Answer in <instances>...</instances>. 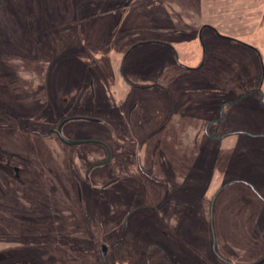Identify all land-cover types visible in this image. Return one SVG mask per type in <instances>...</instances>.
Listing matches in <instances>:
<instances>
[{
    "label": "rangeland",
    "instance_id": "1",
    "mask_svg": "<svg viewBox=\"0 0 264 264\" xmlns=\"http://www.w3.org/2000/svg\"><path fill=\"white\" fill-rule=\"evenodd\" d=\"M263 18L264 0H0V264H210L199 245L211 236L218 264H264ZM117 74L137 93L131 115L130 103L118 109ZM165 86L181 111L218 119L195 142L203 164L179 174L183 163L171 160L181 188L160 178L163 154L176 151L161 131L141 144L140 169L128 174L122 161L130 136L120 131L134 132L136 120L151 126L147 93L158 109ZM69 116L103 122L65 123L83 144L46 135ZM92 140L111 151L90 172L94 186L126 177L92 192L82 186L79 198L75 184L107 154ZM5 159L23 166L20 180ZM169 197L186 208L188 227L163 222L158 207Z\"/></svg>",
    "mask_w": 264,
    "mask_h": 264
},
{
    "label": "flooded vegetation",
    "instance_id": "2",
    "mask_svg": "<svg viewBox=\"0 0 264 264\" xmlns=\"http://www.w3.org/2000/svg\"><path fill=\"white\" fill-rule=\"evenodd\" d=\"M197 27L198 28L199 27L201 28L203 26H197ZM174 29L172 27H164L160 31H164V32H166L167 30L174 31ZM175 30H177V29H175ZM142 42H144V41H140L139 43H142ZM147 42L159 43V44H161L163 46H166V47H169L170 46V45L167 44L166 41H154V40H152V41H147ZM129 49H131V48H128V50ZM122 62H123V59H122L121 63ZM144 75H147L148 78H150L152 81L154 80L153 77H150V74H149L148 71L146 73H144ZM117 76H118L119 81L122 79L121 84L123 86L122 87L123 89L121 91H118V92L114 93L116 95V98H117L118 109H121L122 110V108L125 105V103H130L129 106H128V108H127V112L130 111L128 114L131 115L132 114V110L136 106L135 103H134V99H136L137 93H135V92L133 93L131 91V89H133V88L128 83V81L126 79H124V77H120L119 74H117ZM169 78H172V76H169L166 79V81H169L170 80ZM155 85H157V83H155V81H154V83H148V86L146 85L145 88H150V87L155 86ZM85 91H86V93H90V94L92 93V91H93L92 81H91L90 85L85 86ZM252 91L257 92V94H258L257 100H259V97L262 96V94H263L262 87H255L254 90H252ZM158 92H159V95L161 94V97H162V99H159L160 105H159L158 109L152 108L153 106H151V105H154V104L151 103L153 101V95L150 92L147 93L146 101L144 102L147 107H150V110L152 109V115H155V117H156L155 120H153V124H151V126H147L142 121L136 120V126L134 128V132H132L133 130L132 131H129L127 128H122V130L120 131L121 133L128 135L127 137L130 136V139L128 140V142L130 143V144H128V147H130V149H129V151H126L125 152V156L123 158L125 160H122L121 159L122 161H125V162H123V164H125V167L128 170V174L129 173L130 174L133 173L132 171H135V170L140 169L139 150H140L141 144H143L144 141L147 138H149L153 133L158 132V131H162L165 128V126L169 122H171L177 114H182V111L178 107H176V105L174 103L175 102V99H174V96L172 95V92H171V89L170 88H168V87L165 86L163 88H159V91ZM49 95H50V92L47 90V91H45L43 93V96H44L43 98L48 101L49 100ZM61 98H62L61 99L62 104L64 102L65 103L67 102V98L66 97H64L62 95ZM165 101H167V103L163 105V102H165ZM187 101L188 102H186V103L189 105L190 102H189V100H187ZM44 105H47V104H44ZM63 106H64V104H63ZM223 111H225V107H223ZM130 115H126V120L129 123H130V121L128 120V116H130ZM184 115L185 116H193L191 114L186 113L185 111H184ZM69 117H73V116H69ZM65 118H68V117H65ZM65 118L62 117L61 119L58 120V122L55 125L50 126L48 128V133L46 135H48L49 133H53V134H56V136L60 140H62L60 138V135L55 131V129L58 127V125L60 124V122L63 119H65ZM89 118H93V117H89ZM120 118L122 120H124L122 118V114H121ZM217 120L218 119H213L212 117L209 118V119H207V123L204 126L203 135H207L210 132L209 128H210L211 124L212 123H217L216 122ZM95 122H99V121H95ZM64 125L62 126V133H63L64 136L68 137L65 134ZM135 131H138V132L146 131V133L143 135V138H139L138 136H135L136 135L135 134L136 133ZM114 134L116 135V129L114 130ZM162 137H164V136H162ZM96 143H99V144L104 145L106 147V149L109 148L108 145L106 143L102 142V141H97ZM107 153H108V150H107ZM106 156H107V154H106ZM110 157H111V151H110ZM1 162H2L1 164H3L4 167L7 168L8 171L12 174V176L14 177V179H17V180H20L21 179V172L23 170V168H22L23 166L22 165L15 164L16 163L15 161H13V160L12 161H9L7 159L1 160ZM95 163H97V162H95ZM95 163H93V164H95ZM93 164H91V165H93ZM89 167L87 168L86 175L84 177H80V180H78V182H79L78 183V185H79L78 188L76 187V184H75V191H76V194L75 195H76V197H78V194H77V191H78L79 198H80V196H81V187L82 186L83 187H88L89 190H90V192H92L97 187L98 188H101V187H105V186H108V185L110 186L114 182L118 181V179H121V178L123 179L124 177H126V175L124 173H122V174L125 175V176H123L122 174L117 173L119 175L118 177H116V178H114V179L106 182L102 186H100V185L99 186H94L93 181H92V179L90 178L89 175H90V172L92 171V169L95 166L92 167L88 171ZM117 174H115V175H117ZM4 191H6V190H4ZM76 199H78V198H76ZM80 200H82V199H80ZM77 203L79 205V210L80 209L83 210V208H84L83 201L77 200ZM50 233H53V232H50Z\"/></svg>",
    "mask_w": 264,
    "mask_h": 264
},
{
    "label": "crops",
    "instance_id": "3",
    "mask_svg": "<svg viewBox=\"0 0 264 264\" xmlns=\"http://www.w3.org/2000/svg\"><path fill=\"white\" fill-rule=\"evenodd\" d=\"M188 102V101H186ZM184 103V106H188L187 103ZM199 118V117H198ZM195 116H185L184 115V111H182V114H177L174 119L169 122L165 128L160 132L162 136H164V140H166V143L172 142V144L174 146H176V151L173 153H164V158L167 162V164L169 165L168 167H161L162 170L159 171V175L161 176L160 178L163 180H166V176L171 175L173 178V182L174 185L178 186V188H181L183 185L180 184V178L176 179L175 176V172L173 170V168L171 169L170 167H172L171 165V160H177L178 162L183 163L184 168L180 170L179 174H181L182 172H187L188 174H191L195 169L197 164H203L204 160L206 159L204 153L199 152L196 149V141H198V139L200 140L202 138V133L204 130V126L207 123V119L211 118V116L206 117L205 119L201 120L198 119ZM204 118V117H203ZM192 130V131H191ZM218 157V155H217ZM168 160V161H167ZM200 161V162H198ZM221 161H222V156H221ZM178 165V164H177ZM176 165V166H177ZM219 167V166H218ZM166 168V169H164ZM264 170V168H263ZM260 176L264 178V172L260 173ZM142 179V178H141ZM144 180V178H143ZM144 184V183H143ZM145 185V184H144ZM189 189H191L190 185H186ZM141 189V192H143V186L141 185V187H137ZM136 188V189H137ZM148 188V186L146 185V189ZM208 188H213V186L210 184V186ZM145 189V190H146ZM208 190V189H207ZM211 190V189H209ZM218 191V187H216L215 191ZM214 191V189H213ZM145 191L144 194L142 193V197L144 198L145 196ZM164 194V193H163ZM155 196V195H154ZM151 197V200H155L157 198H160L159 196V192L157 195V198L155 197ZM166 197H163L161 199H165ZM216 198V197H215ZM173 198L169 197L168 198V203L163 202L158 208H159V214L163 219V222L165 224H169L174 226L175 228H177L179 226V224H184L183 228L188 227L189 223H190V218L189 216H184L182 215V209L184 208V210L186 209L185 207H183L180 204H175L176 206H173L172 201ZM158 201V200H157ZM180 203V202H179ZM156 204L158 203H154V206H157ZM216 208L214 206V203L212 205L211 208V218H212V223H214V214ZM226 221H231L230 216H227L225 218ZM214 235V234H212ZM217 238L216 236L214 237H210L208 240L205 241H200V247L203 249L204 251V255H205V262H209L210 264H218V262L221 261H225L223 259V255L219 252V250L217 249ZM205 243V244H204ZM155 244V242L153 243ZM214 252H217V256H214ZM235 262H239L237 260L233 261V264H235ZM180 264H189L188 262H184L182 260H180Z\"/></svg>",
    "mask_w": 264,
    "mask_h": 264
},
{
    "label": "water",
    "instance_id": "4",
    "mask_svg": "<svg viewBox=\"0 0 264 264\" xmlns=\"http://www.w3.org/2000/svg\"><path fill=\"white\" fill-rule=\"evenodd\" d=\"M74 119H86V120H92V121L103 122L102 120H99V119H96V118L77 117V116H75V117H74V116H73V117H68V118L63 119V120L60 122V124L58 125V127L55 129V131L60 135V138H61L65 143H67V144H73V145H74V144H83V143H87V142H89L88 140H85V139H71V138H68V137H66V136L63 135V133H62V126H63L66 122L71 121V120H74ZM92 142H93V143H96L97 141H96V140H92ZM107 150H108V153H107L106 158L103 159V160L100 161V162H97V163L91 165V166L89 167L88 171H89L92 167H94V166H96V165H100V164L106 163V162L109 160V158H110V150H109V148H107ZM105 253H106V247L104 246V247L102 248V250H101V254H102L103 258L105 257Z\"/></svg>",
    "mask_w": 264,
    "mask_h": 264
}]
</instances>
